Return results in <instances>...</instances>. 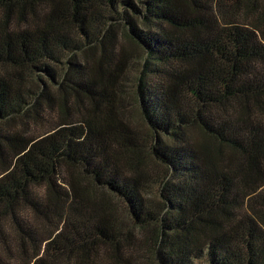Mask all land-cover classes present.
<instances>
[{
	"label": "trees",
	"instance_id": "16d2710c",
	"mask_svg": "<svg viewBox=\"0 0 264 264\" xmlns=\"http://www.w3.org/2000/svg\"><path fill=\"white\" fill-rule=\"evenodd\" d=\"M0 264H264V0H0Z\"/></svg>",
	"mask_w": 264,
	"mask_h": 264
},
{
	"label": "rangeland",
	"instance_id": "374dc122",
	"mask_svg": "<svg viewBox=\"0 0 264 264\" xmlns=\"http://www.w3.org/2000/svg\"><path fill=\"white\" fill-rule=\"evenodd\" d=\"M134 56H136V52L133 53ZM138 60L137 59H134V63L137 62ZM136 64H134L133 68L135 67ZM126 116L127 118L132 121L134 124H137V125H142L143 126V122L141 121L140 119V116H139V112H138V108H137V105L135 104V102L133 101H128V104L126 106ZM16 126H18L20 129H22L24 127V129L26 128L25 124L23 123V121H20L16 124ZM26 130V129H25ZM28 132V131H27ZM33 130L32 128L29 130V134L32 133ZM120 217L123 218V221L126 222L125 220V217L122 214H120Z\"/></svg>",
	"mask_w": 264,
	"mask_h": 264
}]
</instances>
